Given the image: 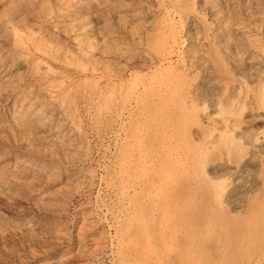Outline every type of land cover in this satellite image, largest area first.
I'll use <instances>...</instances> for the list:
<instances>
[{"label":"rangeland","instance_id":"374dc122","mask_svg":"<svg viewBox=\"0 0 264 264\" xmlns=\"http://www.w3.org/2000/svg\"><path fill=\"white\" fill-rule=\"evenodd\" d=\"M226 211L264 215V0H0V264H182Z\"/></svg>","mask_w":264,"mask_h":264},{"label":"bare ground","instance_id":"6f19581e","mask_svg":"<svg viewBox=\"0 0 264 264\" xmlns=\"http://www.w3.org/2000/svg\"><path fill=\"white\" fill-rule=\"evenodd\" d=\"M9 21H11V20H9ZM11 23H13V22H11ZM9 24L10 23H8V26H9ZM13 25H14V23H13ZM9 28H11V25ZM173 51H171V52H173ZM183 76L186 77V75H183ZM187 93L189 94L190 91L187 90ZM187 95L182 93V99L187 97ZM206 97H204V98L206 99ZM243 128L245 129V127H243ZM250 130H249V132H250ZM253 131H254V129H253ZM244 134L245 133H243L242 135L245 136ZM236 135H238V134H236ZM247 138H249V137H247ZM248 144H249V142H248ZM260 152H261V150H260ZM227 185H229V184H227ZM133 189L136 190V187L133 186ZM253 199L254 198L250 199V201L248 200L249 201L248 204H249V206H251V208H253V206H252L253 205L252 204ZM146 200H147V198H146ZM221 200L219 201L220 204H218V206H216V209H217V207L219 209L223 208L225 203L222 204ZM236 200L237 199H235L233 201L236 202ZM149 206H150V204H149ZM182 206H183V204H182ZM139 207H141V203H139L137 201H132L131 205L129 207L130 208V214H133L132 216L136 215L137 209ZM152 207H153V210L160 209V208H158V205H153ZM254 212L257 214L256 215L252 214V216L249 219L242 220L239 224H235V225H232V222H231V220L234 219V216L231 215L228 211H226L225 213L223 212L222 216H220V215L217 216L215 214V219H218V223L214 228H212L211 231L210 230L207 231L208 238L212 240V244H209V245L207 244V246H204L206 248L203 252L201 251V249H203L204 247L201 248L200 244L194 246V250H191V251L194 252L195 254L198 253L199 251H200V253L202 252L201 253L202 256H200V257H198V256L196 257L193 255L187 254L188 253L187 249L182 248V258H180V259H182V264H187L189 262H190V264H201V263L202 264H208L209 261H213L214 264H264V215L261 214L260 211H254ZM209 214H211L210 210H198V209L188 210V211L183 210L182 211V224L185 223L186 221H194V220H197L200 218H205ZM235 218H236V216H235ZM165 224L161 225L155 219L154 221H148V222L139 224L137 226H134V225L131 226V223H129L127 225V227L130 230L129 233H131L130 237L134 238V236H136V235L138 236V234H140V233H149V232H152L153 230L161 231V229L164 227ZM159 225H161V226H159ZM174 229H176V227ZM162 238H163V234H161L160 238L158 237L155 240L146 241L143 243L142 242L141 243L135 242L132 246H128V247H124V248L120 249V255H121L120 261H122V264H161L162 259H160V257H161L160 253H163L162 252L163 246L160 243V241L162 240ZM171 263L172 264H180L179 259H177V258L173 259L170 262L165 261V264H171Z\"/></svg>","mask_w":264,"mask_h":264}]
</instances>
